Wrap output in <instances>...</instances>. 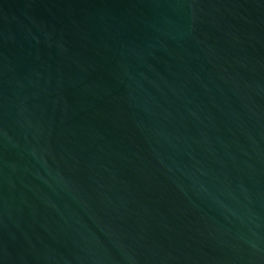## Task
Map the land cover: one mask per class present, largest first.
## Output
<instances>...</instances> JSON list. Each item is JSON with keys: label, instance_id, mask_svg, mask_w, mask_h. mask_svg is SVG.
<instances>
[{"label": "water", "instance_id": "95a60500", "mask_svg": "<svg viewBox=\"0 0 264 264\" xmlns=\"http://www.w3.org/2000/svg\"><path fill=\"white\" fill-rule=\"evenodd\" d=\"M0 264H264V0H0Z\"/></svg>", "mask_w": 264, "mask_h": 264}]
</instances>
